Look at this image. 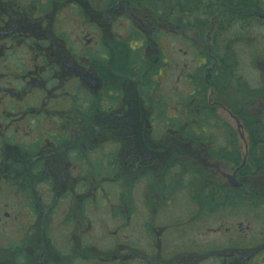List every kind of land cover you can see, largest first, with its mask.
<instances>
[{"label":"flooded vegetation","instance_id":"af4514ba","mask_svg":"<svg viewBox=\"0 0 264 264\" xmlns=\"http://www.w3.org/2000/svg\"><path fill=\"white\" fill-rule=\"evenodd\" d=\"M80 2L0 0V264H264V179L254 180L264 169L257 171L249 158L263 159L264 151L250 150L252 137L231 110L236 92L211 88L217 62L211 37L199 41L198 65L185 76L192 92L177 108L186 110V98L204 81L214 113L225 112L235 124L233 130L215 114L211 120L229 131L219 127L213 139H228L226 155L243 141L239 165L215 157L217 150H205L172 127L176 119L167 116L169 102L156 81L160 73L178 69L171 56L142 74L123 63L128 82L123 85L122 78L114 83L105 75L119 63L116 51L100 55L113 58L101 71L91 64L89 52L98 50L100 40L128 39L131 29L145 36L157 26L172 29L171 19L160 20L155 9L137 0H118L112 7L90 0L78 16ZM249 7L246 20L264 25V7ZM72 15L85 34L69 26ZM78 43L84 50L77 53ZM77 102L85 118L79 117ZM192 102L199 113L198 98ZM251 102L238 107L242 111ZM255 105L247 111L263 122L264 96ZM178 120L182 130L189 123ZM263 140L264 135L255 142ZM94 173L119 175V210L106 214L96 234L91 204L96 193L106 204L103 184L115 180L95 179ZM132 187L140 188L139 196L130 197Z\"/></svg>","mask_w":264,"mask_h":264},{"label":"trees","instance_id":"16d2710c","mask_svg":"<svg viewBox=\"0 0 264 264\" xmlns=\"http://www.w3.org/2000/svg\"><path fill=\"white\" fill-rule=\"evenodd\" d=\"M59 1L63 4V1L65 0ZM80 1L81 7L77 5L78 11L76 13H78V16H83L85 12L83 13L84 9L82 10V5L85 6L87 1L90 0ZM93 1L95 2V0ZM137 1L143 6L155 9L157 18L160 20L165 21L171 19L174 23V27L172 29H168L157 26L151 30H147L146 32L148 34L146 36L141 33L142 30L131 29L130 32L132 33V36L128 39L123 40L119 38L118 40H112L109 43H103L102 40H100L98 50L94 53L89 52L92 66L101 71L103 64H108V66L111 65L113 58L106 61L102 59L100 55L109 56V54L116 51V53L120 54L119 56L121 58L123 57V63L127 70L135 71L137 74H142L145 68L149 69L153 66L150 64V62L154 63L151 56L154 57L157 65L158 61L162 58L163 52L159 46V41L161 39L165 40V37L173 35L189 42V35L192 33L200 39V42L203 38L206 39L207 37H211V56L217 60L215 69L210 71V83H212L211 88L215 91L220 90L222 92H227L228 94L230 93V89L236 92V98L232 96L234 100H230L231 110H233V113H236V116L240 118L249 135L252 137L250 150H255L256 147H259L262 151H264V147L260 146V144L264 143V140L255 142L257 137H259V139H263L264 119L262 122V118L260 119V116L253 114V110L247 111L250 108L253 109L256 106L255 103L260 101V97L262 98V96H264V83H261L258 87H252L242 74L237 73L238 58L236 53L232 50L234 45L237 44V39L236 35L231 32L232 27L240 25L242 22H247L246 19L250 18V15L246 12V10H249V6H251L253 11L258 9L262 10V7H264V0ZM100 2H104V4L112 7L117 4L118 0H100ZM242 11L246 14L242 13ZM131 39L139 41L140 47L135 48L134 45L131 46ZM129 45L132 48H130ZM203 45L205 46V44ZM150 47L153 48L149 51ZM195 47L198 48L200 46L196 45ZM212 58L210 59L213 60ZM193 90L196 95L189 96L185 100L188 105L185 110V115L187 116L186 118L189 120L188 125H183L182 130L180 127L181 124L178 122V118L180 117L174 116L173 118H176V120L173 121L172 127L177 129L176 133H185L192 141L204 145L202 147L205 148V150L210 152L217 150L219 155L212 154L215 157L230 161L234 165H239L241 163V155L239 153L238 146L230 148L236 151L235 153L226 155L223 152L229 148L228 139L225 138L219 141L213 139L212 135L216 134V129L219 127L222 129L223 127L225 128V126H217L218 122L211 120L216 117L214 116L215 111L213 107L210 106L209 100H207L209 87L204 83V81H201ZM196 97L198 98V103H201L199 113H196V101H194L195 103L192 102L193 98ZM246 101H252V104L249 103L250 106L241 111V108L246 104ZM240 104H242V107H238ZM76 110L78 111L79 117L85 118L86 114L84 108L79 105V102H77ZM190 119H195V121H191ZM199 124H202V126L205 125L206 128H201L199 132H196L195 127H198L197 125ZM228 131L229 130L226 129V132ZM170 132L171 131H169V133ZM249 158L256 161L258 165L257 171L264 169V157L263 159H260L256 155H253ZM98 165L100 166L101 164L99 163ZM96 173H94L95 179H99L97 176L99 177L102 175L108 178H113V180H117L119 176L116 173Z\"/></svg>","mask_w":264,"mask_h":264},{"label":"rangeland","instance_id":"374dc122","mask_svg":"<svg viewBox=\"0 0 264 264\" xmlns=\"http://www.w3.org/2000/svg\"><path fill=\"white\" fill-rule=\"evenodd\" d=\"M94 6L95 4H93V8ZM64 13L67 14L68 11H64ZM73 15L71 16V20L69 19L67 20L69 21V26L75 27L77 31V35L85 34L86 30L84 29V25H82L81 20L79 18H74ZM250 20H247V24L235 25L234 27L231 28L232 29L231 32L236 35V39H237V44L234 45L232 50L234 51V53H236L237 58H238L237 73L242 74L252 87H258L261 83H264V25L255 26L251 24ZM242 25L245 28H243ZM118 29H116L115 31H117L120 34L126 32L124 30H121V29L118 30ZM189 38H190L189 39L190 41L186 42L182 38L170 35V36L165 37V40L161 39L159 41V46L162 49L163 56L158 61V64L161 61H166L167 63L169 61L168 57L171 56L173 58L172 60L174 64L175 65L178 64V69L175 70V66H173V69L169 74L164 76L162 73H160L159 76L157 75V78H156L157 79L156 81L158 82V86H157L158 91L163 92L164 93L163 95H165L167 102H169V107L167 109V116L168 117H174V116L180 117L184 121L188 120L186 118L187 116L184 113L185 107H182V109L179 110L177 108V101H182V99L185 98L192 91L191 90L192 87L189 85V81L185 80V76L189 75L190 73H194V70L199 62L198 54H199V51H201L200 49L201 46L198 48L195 47L196 45L199 44V38L193 35V33L189 35ZM135 43H136L135 40H132L131 45L133 46ZM152 48L153 47H150L149 51ZM75 50L78 53L84 50V46H82L81 43H78V45L75 46ZM151 59L152 61H155L153 56H151ZM114 61H119L120 64L114 63L112 66L113 70H111V72H106L105 75H107L108 80L112 82L115 81L114 83H116L118 79L122 78L121 85L128 83L127 80L123 78L122 59L117 55ZM120 66L122 67V69ZM178 75H182V76L178 78L177 77ZM167 95H168V98H167ZM211 95H212L211 96L212 100H215V99L217 100V97L219 94L215 92V93H212ZM132 105L134 107L133 113L136 114L138 110L136 108V102L133 101ZM215 114L218 115V117L220 116L221 120H226L227 122H229L232 129L235 130L234 122L230 120V117L225 112L219 111L218 109V112H216ZM157 128H158L157 131L161 133L162 132L160 130L161 127H157ZM201 128H206V126L204 125L201 127H195V131L199 132ZM140 129L141 128L138 127L137 125L136 131L139 132ZM240 133H245V132L242 130V132ZM221 139H225V138H221ZM237 146L242 152L244 149V142L239 140L237 143ZM256 177L257 178L254 179L256 181H259L262 178L264 179V172H261ZM117 180H115L114 182H107L103 184L102 197L109 198V200H106V202H104L106 204L102 203L101 195H99V193H96L98 196L96 200L94 199L95 200L94 203L91 204L94 234L102 230L104 226V219H106V214L108 215L116 214L119 210L118 198L116 197V191L118 189V186L116 185V183L117 184L119 183L117 182ZM131 189H132V194H130L131 198L133 197L135 193H137L135 194L136 196H139L140 188L132 187ZM110 204H112V206ZM139 213L144 214V210L142 209L141 206H140ZM238 215H243V212L238 213ZM225 216L229 217L227 215ZM111 223L113 227L115 226L116 222L115 221L109 222V224Z\"/></svg>","mask_w":264,"mask_h":264},{"label":"water","instance_id":"95a60500","mask_svg":"<svg viewBox=\"0 0 264 264\" xmlns=\"http://www.w3.org/2000/svg\"><path fill=\"white\" fill-rule=\"evenodd\" d=\"M233 182H235V181L233 180Z\"/></svg>","mask_w":264,"mask_h":264}]
</instances>
